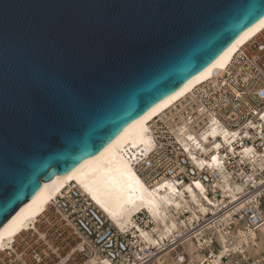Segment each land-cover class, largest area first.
Wrapping results in <instances>:
<instances>
[{"label": "water", "instance_id": "1", "mask_svg": "<svg viewBox=\"0 0 264 264\" xmlns=\"http://www.w3.org/2000/svg\"><path fill=\"white\" fill-rule=\"evenodd\" d=\"M263 16L264 0H0V229Z\"/></svg>", "mask_w": 264, "mask_h": 264}, {"label": "built area", "instance_id": "2", "mask_svg": "<svg viewBox=\"0 0 264 264\" xmlns=\"http://www.w3.org/2000/svg\"><path fill=\"white\" fill-rule=\"evenodd\" d=\"M148 129L153 146L133 159L135 171L149 185H190L205 212L189 219L184 208L182 231L147 245L136 230L114 225L71 182L3 246L0 264H209L216 257L227 264H264V243L250 254L264 225V28L220 73L148 122ZM144 218L139 213L133 220L151 230L153 223ZM188 240L203 260H192Z\"/></svg>", "mask_w": 264, "mask_h": 264}, {"label": "bare ground", "instance_id": "3", "mask_svg": "<svg viewBox=\"0 0 264 264\" xmlns=\"http://www.w3.org/2000/svg\"><path fill=\"white\" fill-rule=\"evenodd\" d=\"M262 20L264 16L248 27L213 62L127 125L99 152L82 161L68 173L54 174L50 179L42 181V186L34 197L0 229V250L20 231L33 223L47 204L71 182L86 192L114 225L125 231L136 230L147 245H155L168 239L175 231H182L183 221L180 214L184 208L190 211V215L187 216L189 219L197 216V210L205 212V204L190 185L178 189L167 180L149 185L135 171L132 161L139 154H146L153 146L148 122L192 91L194 87L212 77L215 72L220 73L238 48L264 28L259 27ZM177 93L182 94L177 97ZM213 132L216 131L211 133ZM213 161L216 163V158H213ZM196 187L202 193L201 186L196 184ZM235 189L238 190L239 187L236 185ZM185 191L189 193V197L185 196ZM139 213L144 214L145 222L153 223L151 230L142 228L133 220L134 215ZM260 231V240L253 249H250L254 254L259 253L260 243L264 242V225ZM185 247L192 260H203L204 256L201 253L194 254L195 247L191 240L185 243ZM103 264L110 263L104 261ZM157 264L165 263L158 260ZM209 264L227 263H221L216 257Z\"/></svg>", "mask_w": 264, "mask_h": 264}, {"label": "snow or ice", "instance_id": "4", "mask_svg": "<svg viewBox=\"0 0 264 264\" xmlns=\"http://www.w3.org/2000/svg\"><path fill=\"white\" fill-rule=\"evenodd\" d=\"M259 27H264V20H262V21L260 22ZM181 94H182V93H177L176 95H177V97H178V96L181 95ZM165 104H167V102H165Z\"/></svg>", "mask_w": 264, "mask_h": 264}, {"label": "rangeland", "instance_id": "5", "mask_svg": "<svg viewBox=\"0 0 264 264\" xmlns=\"http://www.w3.org/2000/svg\"><path fill=\"white\" fill-rule=\"evenodd\" d=\"M263 243H264V242L260 243V246H259V248H258V249H259V251L261 250V248H262V246H263ZM250 254H254V251H253V250H252V251H250Z\"/></svg>", "mask_w": 264, "mask_h": 264}]
</instances>
